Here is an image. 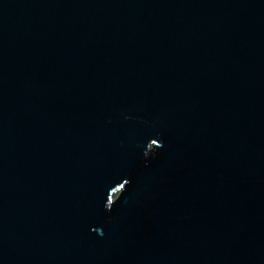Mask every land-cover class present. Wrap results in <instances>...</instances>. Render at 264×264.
I'll return each instance as SVG.
<instances>
[{
    "label": "water",
    "instance_id": "1",
    "mask_svg": "<svg viewBox=\"0 0 264 264\" xmlns=\"http://www.w3.org/2000/svg\"><path fill=\"white\" fill-rule=\"evenodd\" d=\"M0 264H264V0H0Z\"/></svg>",
    "mask_w": 264,
    "mask_h": 264
}]
</instances>
